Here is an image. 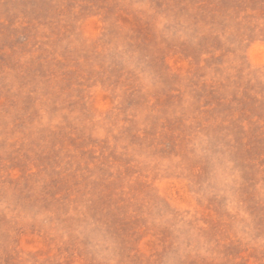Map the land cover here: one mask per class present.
<instances>
[{
    "label": "rangeland",
    "instance_id": "obj_1",
    "mask_svg": "<svg viewBox=\"0 0 264 264\" xmlns=\"http://www.w3.org/2000/svg\"><path fill=\"white\" fill-rule=\"evenodd\" d=\"M0 264H264V0H0Z\"/></svg>",
    "mask_w": 264,
    "mask_h": 264
}]
</instances>
